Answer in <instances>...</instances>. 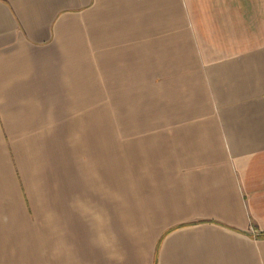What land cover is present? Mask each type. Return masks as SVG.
<instances>
[{
  "label": "crops",
  "instance_id": "obj_1",
  "mask_svg": "<svg viewBox=\"0 0 264 264\" xmlns=\"http://www.w3.org/2000/svg\"><path fill=\"white\" fill-rule=\"evenodd\" d=\"M264 0H0V264H264Z\"/></svg>",
  "mask_w": 264,
  "mask_h": 264
},
{
  "label": "trees",
  "instance_id": "obj_2",
  "mask_svg": "<svg viewBox=\"0 0 264 264\" xmlns=\"http://www.w3.org/2000/svg\"><path fill=\"white\" fill-rule=\"evenodd\" d=\"M256 238H264V233H260V234L256 235Z\"/></svg>",
  "mask_w": 264,
  "mask_h": 264
}]
</instances>
